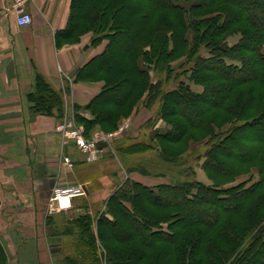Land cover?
Wrapping results in <instances>:
<instances>
[{"label":"trees","instance_id":"trees-1","mask_svg":"<svg viewBox=\"0 0 264 264\" xmlns=\"http://www.w3.org/2000/svg\"><path fill=\"white\" fill-rule=\"evenodd\" d=\"M189 33L194 41L190 51ZM236 33L240 42L228 45L227 37ZM85 34L92 35L93 46L106 45L74 78L104 83L89 103L73 107L92 116L75 113V124L84 132L96 126L113 131L145 95L149 101L159 97L160 118L171 128L153 131L144 145L159 148L162 160H174L165 164L178 166L187 159L173 147L206 120L209 169L228 176L231 165L264 163V0H70L67 24L55 33V46L76 44ZM185 50L188 63L166 68L168 59ZM152 65L166 70V88L160 80L149 82ZM190 84H203V92L195 93ZM28 99L32 113L62 121V96L41 77ZM189 108L195 114L187 115ZM210 113L215 114L210 118ZM232 115L236 119L230 123ZM226 121V129L213 130ZM244 132L252 137H241ZM262 191L264 176L252 186L228 190L179 177L156 189L129 182L108 200L95 229L85 216L81 235L86 239L75 238L74 254L63 264H102L96 241L105 248L107 264H264V206L261 212L256 207L248 211L246 225L236 219L247 200ZM169 209H177L170 231L162 223L171 218L161 214ZM0 264H7L1 245Z\"/></svg>","mask_w":264,"mask_h":264},{"label":"crops","instance_id":"crops-1","mask_svg":"<svg viewBox=\"0 0 264 264\" xmlns=\"http://www.w3.org/2000/svg\"><path fill=\"white\" fill-rule=\"evenodd\" d=\"M13 1L0 0V245L7 264H57L44 237L42 218L43 213L49 214L51 194L43 204L45 189L41 184L47 180L50 188L49 179L57 171L59 181H63L70 173L63 159L76 164L81 154L74 142L56 131L59 124L54 116L29 118L28 97L37 77H41L60 92L63 119L70 120L75 104L86 105L103 88L102 81L75 82L74 78L81 67L104 50L105 43L95 47L91 45L92 35L85 34L78 43L57 49L55 33L67 24L70 0H25L21 12L30 15L32 23L28 26L17 25L19 12L12 10ZM82 116L89 119L86 114ZM107 147L98 155H104ZM39 169L43 171L40 175ZM80 170L74 173L78 175ZM75 185L83 186L85 194L73 199H88L94 192L84 182L60 183L54 188ZM73 199L65 212L71 209ZM101 201L93 204L102 208ZM64 211L50 214L55 218Z\"/></svg>","mask_w":264,"mask_h":264},{"label":"rangeland","instance_id":"rangeland-1","mask_svg":"<svg viewBox=\"0 0 264 264\" xmlns=\"http://www.w3.org/2000/svg\"><path fill=\"white\" fill-rule=\"evenodd\" d=\"M191 34L192 33L186 34V37L188 38L186 49H189V51L192 49V46L194 44ZM241 38L242 36L236 33L227 37L226 42L231 46L236 45L238 42H240ZM103 42L106 45V41H101L99 44L94 46L97 47ZM171 48L172 43L169 40L168 50H170ZM186 51L187 50L182 51L181 53L168 59L165 63L166 68L170 67L171 69H180V67L188 63L190 54ZM165 72L166 70H160V68H156L154 67V65H152L148 70L149 82L155 83L160 80L162 81V87H165L168 83H165ZM190 86L195 93H201L204 90L203 84H190ZM215 86H219V83H214V87ZM76 105L77 104H75L74 106ZM160 108L161 100L159 97L153 98V100L149 101L146 99L145 95L142 98L141 103L135 106L132 113L128 117L122 118L118 122L115 130L112 131L106 128H102L101 126H96L88 133L84 132V129L82 127L76 126L75 113L78 110L74 111V109H72V112L70 114V122L77 128H81L82 136L84 137V139L87 141L95 139H105L108 147L107 149H105L107 150L106 153L101 156L98 155V153H95L94 156L88 157L87 154L80 152L81 159L79 161H76V164L74 163V161L72 162L70 160L71 166L66 165V170L70 172L68 174L71 177H68L67 174V177H63V181L60 182L57 171L54 178L51 180L49 179V181L51 182L50 188H48L47 180L42 182L41 184L42 188L45 189V191L43 192L45 198L41 195V197H43L41 201L43 204H46V201H48L47 199L49 198L50 194L52 196V189H54V187L56 185H59L60 183L69 182L78 184L79 182H84L87 183L89 187L94 189V192L91 194L90 198L73 199L74 201L72 203L71 209L67 212L63 210L64 212L55 216V218L51 217L52 215L50 214L51 208L54 207L53 204L50 203V201L48 209L49 214L47 216L45 215L46 213L42 214L45 228L44 237L48 244L51 258L57 260V264H63L67 256L74 254V240L75 238H79L80 236L82 238V224L84 223L85 216H89L92 219L90 222L92 225L91 227L92 229H95L96 219L99 217V215L106 211L108 200L114 195V193H116L119 187L126 185L129 182L148 183L151 185V188L156 189L161 186L170 185L174 179L178 180L179 177L180 179L188 178L190 180L199 181L205 186H209L212 188L228 190L234 187L252 186L260 181L264 176V163L262 162L259 163V166L252 164L243 168H241V166L238 164L231 165V171L228 176L209 169L208 165L205 164L206 156H204L205 152L208 150L209 141L211 140L209 132L207 130L210 124L208 120L204 122V125L201 127V129L190 130L189 135L191 136L186 140L184 139L181 145L179 144L174 147L172 146L174 148V152H179L180 150L182 151L179 156L183 153H186L187 159L178 166H174L168 163L165 164L166 160V162H173L174 160L167 159L166 157H163L162 160V155L160 154L159 148H148L146 145H144L150 141V135L153 131L157 130L159 132L165 133L171 128L170 124L160 118ZM187 110L188 111H185V113L189 115V112L192 111L195 114L194 111L196 109L189 108ZM77 113L86 114L89 118H92L91 114L86 110H79ZM214 114L215 113H210V118ZM219 114L222 115L223 113ZM37 116L48 117L46 115L35 114L32 112L29 113V118L31 120H33ZM63 116H65V113L63 114ZM232 117L233 118H231L230 123L234 119H236L234 115H232ZM208 118L209 117H206V119ZM63 120H66V118ZM227 121L221 127H218L214 124L213 130L217 132L219 131L218 128H221L223 130L226 129L230 125V123ZM57 122L58 124H60L63 121L57 120ZM240 135L241 137H252L251 132H244ZM132 144L135 146H132ZM130 146H132V148ZM172 147L170 146V148ZM77 168H81L78 175L77 172L74 173ZM190 168H193V173L191 172ZM184 169H188L190 171L182 174V171ZM39 172L40 174H42L43 171L39 169L38 174ZM29 200L31 201V199ZM99 201L102 202V208L93 204ZM251 204H253V206ZM254 204H256V206H254ZM246 205L247 207L245 209H242L240 211L241 213L236 218L240 225H246L250 222L251 215L249 216V210L251 212V210L256 207L257 212H261V208L259 207H261L262 205L264 206V191L254 194L249 201L247 200ZM210 208L213 210L212 207ZM211 209L208 210L204 208L203 210H208L211 212ZM176 212L177 209H169L168 211H163L161 214L166 217L174 218V214H176ZM193 212V210H190L189 213ZM172 218L167 222L162 223L163 229H167L169 231L171 230L168 223L171 220H174ZM75 219L79 220L74 222ZM83 239L86 238L83 237L82 240ZM95 244L102 254L101 263L107 264L105 258V248H103V246L98 241H96Z\"/></svg>","mask_w":264,"mask_h":264},{"label":"built area","instance_id":"built-area-1","mask_svg":"<svg viewBox=\"0 0 264 264\" xmlns=\"http://www.w3.org/2000/svg\"><path fill=\"white\" fill-rule=\"evenodd\" d=\"M24 2L25 0H14L11 6L14 12H19L15 18L18 26H28L32 23V19L28 13H21ZM56 130L64 139L74 142L78 150L87 154L88 157L94 156L95 153H98L99 150L96 148L98 142H106L105 139L85 140L82 136L81 128H77L67 119L63 120V122L56 127ZM63 161L66 165L71 166L69 158H64ZM84 194V187L80 185L54 188L49 200L54 206L51 208V212H60L68 209L70 204H64L63 201L65 199L70 202L73 198L83 196Z\"/></svg>","mask_w":264,"mask_h":264},{"label":"water","instance_id":"water-1","mask_svg":"<svg viewBox=\"0 0 264 264\" xmlns=\"http://www.w3.org/2000/svg\"><path fill=\"white\" fill-rule=\"evenodd\" d=\"M106 147H107V143L106 142H98L96 144L97 150H101V149L106 148Z\"/></svg>","mask_w":264,"mask_h":264},{"label":"bare ground","instance_id":"bare-ground-1","mask_svg":"<svg viewBox=\"0 0 264 264\" xmlns=\"http://www.w3.org/2000/svg\"><path fill=\"white\" fill-rule=\"evenodd\" d=\"M63 203L66 204V205H67V204H68V205L70 204V202L67 201V200H66V202H65V200H64Z\"/></svg>","mask_w":264,"mask_h":264}]
</instances>
